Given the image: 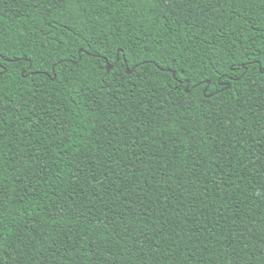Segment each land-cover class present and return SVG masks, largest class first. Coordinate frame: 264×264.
I'll return each instance as SVG.
<instances>
[{"label": "trees", "instance_id": "trees-1", "mask_svg": "<svg viewBox=\"0 0 264 264\" xmlns=\"http://www.w3.org/2000/svg\"><path fill=\"white\" fill-rule=\"evenodd\" d=\"M0 59V264H264V0H0Z\"/></svg>", "mask_w": 264, "mask_h": 264}, {"label": "snow or ice", "instance_id": "snow-or-ice-1", "mask_svg": "<svg viewBox=\"0 0 264 264\" xmlns=\"http://www.w3.org/2000/svg\"><path fill=\"white\" fill-rule=\"evenodd\" d=\"M121 53H122V50H120L119 52L116 53L117 59L120 58ZM89 54H91V53H89ZM82 58H83L82 56L78 57V59H82ZM233 71H237L238 72L239 69H233ZM261 71L264 72V68H262ZM6 72H7V69L4 66V62H3L2 59H0V81H2L3 76L6 74ZM186 79L188 80V84L185 85L184 81H181L180 84L177 86V90H179V87H188V88H192V89H195L197 87H203V84L200 83L199 81L197 82L196 85H193V84H191V79L192 78L186 77Z\"/></svg>", "mask_w": 264, "mask_h": 264}, {"label": "water", "instance_id": "water-1", "mask_svg": "<svg viewBox=\"0 0 264 264\" xmlns=\"http://www.w3.org/2000/svg\"><path fill=\"white\" fill-rule=\"evenodd\" d=\"M81 51H82V50H81ZM81 51H80V52H81ZM106 68H107V71H111L112 69H114V66H111V65L108 64V65L106 66ZM128 73L131 74L132 71H129V70H128ZM173 75H174V77H175V74H174V73H173ZM207 84L210 85V81H208Z\"/></svg>", "mask_w": 264, "mask_h": 264}]
</instances>
